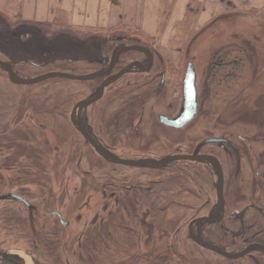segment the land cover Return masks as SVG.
<instances>
[{
  "label": "rangeland",
  "instance_id": "rangeland-1",
  "mask_svg": "<svg viewBox=\"0 0 264 264\" xmlns=\"http://www.w3.org/2000/svg\"><path fill=\"white\" fill-rule=\"evenodd\" d=\"M114 2L118 4L114 5ZM202 2L203 0H0V60L12 63L14 70L23 79L51 72L72 76L88 75L97 70V66L85 63L83 59L87 56L72 54L70 51L73 45L74 49L81 48L84 45L82 43L91 36L96 42L103 40L106 48L110 49L118 44L112 41L115 37H122L125 45L141 43L153 48L172 66L178 62L186 64L193 61L197 69L202 116L182 132L169 131V139L202 138L205 130L210 128L208 124H211L214 108H237L239 102H244V96L247 101L253 98L252 103L256 95L260 94L251 105L255 107L254 110H242L239 112L243 114L234 115V132H247L248 138L258 139L256 142L262 143V146L256 147V151L264 165V81L262 87L255 89L260 93L241 92L243 81L252 84V81H260L264 77V8L261 7V0L240 3L241 8L238 7V10L228 11L217 18L215 16L208 25L199 28V7ZM61 3L62 8L57 10ZM63 7H74L71 19L59 17L70 15ZM78 7H82L84 12L77 14ZM94 33L95 36L90 35ZM130 57L131 54L123 56L122 64ZM220 60L230 62L231 68L222 67L215 72L212 64ZM216 73H227L233 79L235 85L230 88L233 90L232 96L226 91V76H223L221 87L212 88V76ZM171 74L174 73L171 71ZM133 81L135 80L131 75L124 76L106 89L100 101L88 108V116L97 136L104 138L103 135L108 130V135L109 131L112 132L109 138L127 140L128 131L125 129L129 128V124L135 123L136 115L140 112L138 110L147 112L149 107H154L152 110L155 116L164 111V97L173 99L169 92H165L164 96L155 95V90L146 92L140 99L137 91L129 88ZM98 85L99 80L73 81L60 78H51L35 85H14L0 71V172H10L7 176L0 174V194L11 189L16 192V185L11 183L23 178L26 186L24 196L39 210V225L52 226V233L58 236V240L46 236L45 241L50 251L44 255L48 259L43 258L41 261L48 264H86L85 261L87 264H130L131 261L116 257H73L72 255L77 254L75 251H78V227L74 225L72 231L65 232L57 224L53 226L55 220L44 216L62 211L69 218L72 210L81 206L82 192L79 190L75 200L74 190L84 185L82 172L131 170L102 161L84 144L69 122L73 105L91 95ZM172 89L173 87L169 88L170 91ZM133 100L137 101L139 107H133ZM114 116L119 117V137L111 130L115 122ZM156 133L162 134L159 131ZM252 161L251 156L250 162ZM256 162L257 160L244 173L235 174L234 179L228 178V184L250 190L256 186L264 187V168H257ZM197 170L199 168L194 165L189 171L195 175ZM255 170L260 174L257 178ZM19 174L21 178L16 177ZM192 183L189 187L198 185ZM262 196L264 197V193ZM5 205H11L9 207L16 213L17 207L12 206V203L6 202ZM81 208L78 209L79 212ZM95 209L87 214L90 217L97 214L98 210ZM75 213L76 211L73 212ZM83 213L86 214L85 211ZM100 215L103 216L101 212ZM27 218L26 212L23 225H0V244L25 259L29 254L35 256L38 249H41L39 245L37 248L34 246L35 233ZM68 235L73 237L66 243Z\"/></svg>",
  "mask_w": 264,
  "mask_h": 264
},
{
  "label": "flooded vegetation",
  "instance_id": "flooded-vegetation-1",
  "mask_svg": "<svg viewBox=\"0 0 264 264\" xmlns=\"http://www.w3.org/2000/svg\"><path fill=\"white\" fill-rule=\"evenodd\" d=\"M235 1L226 0V4L229 6ZM242 2L246 3L245 0ZM90 35L95 36L96 33ZM90 37L87 39L90 41L85 40L81 48L74 49L73 45L72 50L70 49L72 54L81 53L87 56L83 59L85 63L97 66V70L90 74H99V77L92 79L99 80L98 87L81 101L95 98L106 80L118 75L127 67H129V72L106 86L103 94L107 88L124 76L131 75L135 81L129 88L137 91L138 98L141 99L146 92L155 90V95L163 94L164 96L165 92H169L173 99L169 100L164 97L162 101L164 111L155 116L152 110L154 107H149L147 112H143L142 109L138 110L140 112L137 111L135 123L129 124V128L125 129L128 131V137L134 138H126L127 140L109 138L112 132L109 131L108 135V130L105 131L104 138L94 133L87 110L100 101L103 94L98 101L86 107L76 108L81 101L73 105L69 114V122L84 144L105 163L131 170L82 172L81 178H83L84 185L74 190V198L76 200L80 190L83 198L78 209L82 207L81 212L83 210L86 214L73 209L69 218H66V213L62 211L44 215L47 219L55 220L53 226L57 224L65 232L72 231L74 225L78 227L79 240L76 241L78 251H75L76 255H71L82 257V259L127 258L131 260L130 264H264V250L250 251L238 259H230L222 255V253L238 254L252 245L264 247V197L262 196L264 187L256 186L250 190L247 187L237 188L228 184V178L234 179L235 174L240 175L246 169L249 170L256 160V167L264 168L262 158L256 151V147L262 146V143L256 142L258 139L248 138L247 132H234L236 125L234 115L243 114L239 112L242 110H254L255 107L251 105L255 103L260 94L256 95L252 103L253 98L247 101L244 96V102H239L237 108H214L212 119H210L212 125L208 124L210 128L205 130L202 138L169 139L167 136L169 131L182 132L202 116L197 69L193 61H188L186 64L178 62L172 66L163 60L153 48L141 45V43L134 42L125 45L122 37H115L112 41L118 44L110 49L106 48L103 40L96 42ZM121 47H140L143 50L123 52L113 59L114 52ZM127 54H131V57L122 64L123 56ZM5 63L10 65L17 77L21 78L14 70L12 63ZM189 63L195 74L196 109L190 121L181 128H174L162 123L160 117L174 121L180 116L184 106L183 80ZM212 67L217 72L222 67L230 69L231 64L220 60L215 61ZM0 71L6 75L8 80L7 73L1 68ZM171 71L174 74L170 75ZM223 76L227 79V94L232 96L233 90L230 88H233L235 83L227 73L214 74L212 88L221 87L220 84L224 82ZM262 81L264 77H261L260 81H252V84L243 81L241 92L260 93L255 89L262 87ZM172 87L170 91L169 88ZM132 103L133 107L137 108V101L133 100ZM113 118L115 122L111 130L119 137L121 136L117 122L119 117L114 116ZM74 123L78 124L92 142L102 150H96L84 139L76 130ZM157 131L162 134H157ZM108 153L120 160L134 162L160 161L172 156L210 157L215 159L220 166L223 186L217 187V173L205 160H177L164 165H145L135 168L112 163ZM251 156L252 162H250ZM194 165L199 168L195 175H193L194 172L189 171ZM0 174L7 176L10 172L3 171ZM254 175L256 178L259 177V171L255 170ZM16 177L21 178V175ZM24 182L22 178L16 183H11L16 185L14 187V190L17 189L16 192L11 189L0 194V197L17 196L26 203L15 199L0 200V225L3 227L10 223L11 225H23L27 212L29 226L34 229L35 233L34 246L37 248L39 245L43 250L38 249L35 256L29 254L25 259L0 244V264H48L41 261L47 258L44 255L50 251L45 241L46 236L58 240V236L52 233V226L39 225V210L24 196L26 187ZM192 182L198 185L189 187L193 184ZM64 192L66 194V190ZM6 202L17 207L16 213L9 207L11 205L4 206ZM91 209L98 210V213L90 217L87 213ZM75 211L76 213L73 214ZM72 237L68 235L66 243L70 242ZM85 263L87 264L86 261Z\"/></svg>",
  "mask_w": 264,
  "mask_h": 264
},
{
  "label": "water",
  "instance_id": "water-1",
  "mask_svg": "<svg viewBox=\"0 0 264 264\" xmlns=\"http://www.w3.org/2000/svg\"><path fill=\"white\" fill-rule=\"evenodd\" d=\"M130 50H141L142 51L143 48H140V47H121L118 50H116V52H114L113 59L115 57H117L119 54H121L123 52L130 51ZM0 68L7 73L8 81L14 85H25V86L35 85V84H38L40 82L46 81V80L51 79V78H60V79H67V80H73V81H89V80H92L96 77H99V74H96V73L83 75V76H72V75L58 73V72H51V73H47V74L38 76V77L33 78V79H21V78L17 77L12 72L10 65H8L7 63H5L1 60H0ZM128 72H129V67L123 69L118 75H116L114 77H110L108 80H106L101 85L100 90L97 93V95L95 96V98L87 100V101L79 102L76 105V108L86 107L87 105L98 101L101 98V96L103 94V90L106 86L112 84L118 78H120L122 75H124ZM183 98H184V106H183V109H182L180 116L174 121H168V120H165L163 117H160V121L162 123H164L168 126L174 127V128H181L185 123H187L188 121H190L192 119V117L195 113V109H196L195 74H194L193 67L190 63L188 64V66L186 68L185 76H184V80H183ZM72 122H74V121H72ZM74 126H75L76 130L83 136V138L86 139L96 150H102L99 146H96L92 142L90 137L81 129V127L78 124L74 123ZM108 155L110 157L111 162L114 164H120V165H124V166L135 167V168L142 167L145 165H154V166L164 165V164H168V163H171V162L177 161V160H189V161L205 160L211 164V166L214 168L215 172L217 173V187L221 188L223 186V178H222L220 166L215 159L210 158V157H204V156H200V157L172 156V157H167L165 159H162L160 161L141 160V161L134 162V161L120 160L116 156L109 154V153H108ZM6 199H15V200H18V201L26 204L25 201L18 198L17 196L4 195V196L0 197V200H6ZM253 250H264V247L259 246V245H252V246H249L247 249H245L241 253H238V254L222 253V255H224L225 257H228L230 259H238V258L244 256L245 254H247L248 252L253 251Z\"/></svg>",
  "mask_w": 264,
  "mask_h": 264
},
{
  "label": "crops",
  "instance_id": "crops-1",
  "mask_svg": "<svg viewBox=\"0 0 264 264\" xmlns=\"http://www.w3.org/2000/svg\"><path fill=\"white\" fill-rule=\"evenodd\" d=\"M242 1H244V0H237V1H235V2H231V4L228 6V4H226V0L225 1H219V0H203V4H202V6H200L199 7V10L201 11L200 13H201V15H200V18L202 19H200V21H199V28H201V27H204V26H206V25H208L212 20H213V18L216 16V18L218 17V16H220L221 14H223V13H226V12H228V11H234V10H238L237 8L238 7H240L241 8V6H239V4L242 2ZM246 1V4H248L249 3V1L250 0H245ZM243 3V2H242ZM80 5H84V3H79ZM118 3H116V2H114V5H117ZM246 4H245V6H246ZM261 4H262V6L261 7H263L264 8V0H261ZM225 7H224V6ZM59 8H62V3H61V5H59L56 9L58 10ZM66 11H67V13H70V15H68V14H64V15H61V16H59V17H63V16H65L66 18H68V19H71V17H72V14H73V12H74V7H71V8H68V7H63ZM80 9H82V10H80ZM80 9H79V7H78V11H76L77 12V14H80V11L81 12H84V10H83V8L82 7H80ZM104 8H102V10H103ZM61 11V10H60ZM59 11V14L61 13ZM104 11V10H103ZM207 16V17H206ZM57 19V18H56ZM82 19H85V18H82ZM204 19H205V21H204ZM204 21V22H203ZM54 25V24H53ZM58 25V23H56V26Z\"/></svg>",
  "mask_w": 264,
  "mask_h": 264
}]
</instances>
